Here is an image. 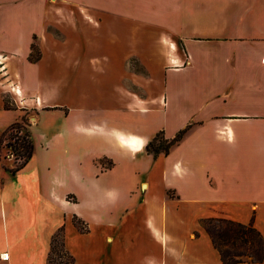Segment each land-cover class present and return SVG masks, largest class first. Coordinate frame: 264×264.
Wrapping results in <instances>:
<instances>
[{
    "label": "crops",
    "instance_id": "obj_1",
    "mask_svg": "<svg viewBox=\"0 0 264 264\" xmlns=\"http://www.w3.org/2000/svg\"><path fill=\"white\" fill-rule=\"evenodd\" d=\"M25 113L0 264H47L61 227L71 264H222L204 219L264 237V0H0V132Z\"/></svg>",
    "mask_w": 264,
    "mask_h": 264
},
{
    "label": "trees",
    "instance_id": "obj_2",
    "mask_svg": "<svg viewBox=\"0 0 264 264\" xmlns=\"http://www.w3.org/2000/svg\"><path fill=\"white\" fill-rule=\"evenodd\" d=\"M29 59L37 61L39 56L35 45L31 47ZM189 127L179 131L176 136L167 140L162 132H158L145 147L148 154L157 157L167 155L172 147L179 144L186 135ZM14 132L10 137L7 147L15 157V163L8 169V173L15 175L23 169L34 153V144L30 132V123L24 117L9 126L1 137ZM0 137V142H1ZM73 224L82 232L86 231L85 225L76 217ZM201 226L208 234L213 247L217 250L222 264H261L264 260V237L255 228L253 220L248 224L223 218L204 219ZM64 229L59 228L52 236L47 264H71L74 259L64 245Z\"/></svg>",
    "mask_w": 264,
    "mask_h": 264
},
{
    "label": "rangeland",
    "instance_id": "obj_3",
    "mask_svg": "<svg viewBox=\"0 0 264 264\" xmlns=\"http://www.w3.org/2000/svg\"><path fill=\"white\" fill-rule=\"evenodd\" d=\"M65 113H67V109L61 108L60 109V113L55 114V117H57L59 115H63ZM29 116H31L30 113H25L24 114V118L27 119V122L30 123ZM42 127H43L42 125H39L38 126L37 132H36L37 135L35 136V146H36V151H37L38 157H40L41 154L43 153L42 150H41V146L43 145V141L41 140V138L38 135V133L41 132ZM1 133L2 132H0V137H1ZM13 134H14V132H11V133L6 134L3 137H1V142H0V159H2V160L3 159H6L7 160L8 159V156L13 155V154H11L10 149L7 147V144L10 142V137ZM35 146H34V150H35ZM12 163L13 164L15 163V157H14V155H13ZM102 163H108V162L105 161V160H102Z\"/></svg>",
    "mask_w": 264,
    "mask_h": 264
},
{
    "label": "bare ground",
    "instance_id": "obj_4",
    "mask_svg": "<svg viewBox=\"0 0 264 264\" xmlns=\"http://www.w3.org/2000/svg\"><path fill=\"white\" fill-rule=\"evenodd\" d=\"M123 140H124V142L126 143V144H130V143H132L134 140L131 138V137H129V136H125L124 137V135H123ZM137 139V138H136ZM122 140V141H123ZM135 142V141H134ZM133 146H134V144H133ZM134 148V147H133Z\"/></svg>",
    "mask_w": 264,
    "mask_h": 264
},
{
    "label": "built area",
    "instance_id": "obj_5",
    "mask_svg": "<svg viewBox=\"0 0 264 264\" xmlns=\"http://www.w3.org/2000/svg\"><path fill=\"white\" fill-rule=\"evenodd\" d=\"M8 158L12 159L13 158V155L8 156Z\"/></svg>",
    "mask_w": 264,
    "mask_h": 264
}]
</instances>
